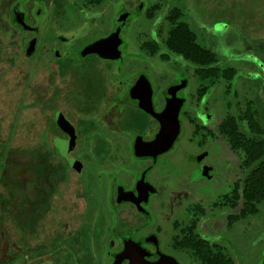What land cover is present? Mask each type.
<instances>
[{"label":"flooded vegetation","instance_id":"1","mask_svg":"<svg viewBox=\"0 0 264 264\" xmlns=\"http://www.w3.org/2000/svg\"><path fill=\"white\" fill-rule=\"evenodd\" d=\"M96 1L0 0V66L6 59L13 65L25 64L36 80L32 107L40 109L44 128L40 132L42 141L33 148L36 155H47L51 177L46 189H41L46 194L41 199L49 201V209L31 212L38 197H23L21 182L22 151L28 148L9 146L10 152L15 151L18 166L17 191L12 197L0 186V193L5 194L0 199V230L8 219H14L16 242L23 241L29 254L37 253L30 259L31 264H75L71 255H66L63 262L57 260V251H66L69 244L77 242L84 250L79 256L84 264H264V234L256 232L248 242L245 232L247 218L257 216L264 202L261 188L254 196L247 195V186L253 183L250 176L257 166L249 164L246 151L233 146L229 133L222 131L235 118L242 132L252 136L255 133L249 122L262 121V112L256 96L243 105L237 103L235 115L223 116L216 101L223 86L224 99L231 94L235 79L226 82L221 74L234 69L226 65L231 60L227 52L234 46H219L225 57L217 62L219 77H215L216 70L209 68L202 79L198 68L178 53V23H186L195 32L183 17L178 20L177 8L163 19L167 29L161 26L152 37V30L136 36L135 51L134 38L129 34L138 8L124 9L111 33L81 49L61 51L60 46H73L76 36L60 29L56 30L54 42L41 45L48 21L57 26L71 11L73 16L82 17L83 27L89 23L87 18L109 4L107 0L100 4ZM161 10L160 4L147 11L143 4L139 8L152 21ZM188 13L203 31L215 34L214 25L202 23L193 12ZM118 30L117 50L112 41L95 52L86 51ZM197 43L200 44L198 37ZM7 49L14 51L9 57ZM37 53L43 65L33 69L27 61ZM253 59L245 62L257 74L259 58ZM40 70L47 71L45 86L39 84ZM194 80L199 81L195 95L191 91ZM188 91L189 97L184 95ZM189 98L194 102L193 118L188 116ZM169 105H174L177 120L180 108V134L177 128L174 142L165 149L155 144ZM226 107L230 110V103ZM184 117L192 127L191 143L200 151L186 155L183 168L178 170V141L185 132ZM219 139L227 142L228 148H224L229 150L224 152L229 158L222 167L231 187L224 193L223 176L208 162L209 148L218 145ZM92 171L95 180L88 183L84 177ZM68 186L76 188L75 198L85 205L84 211L78 213L80 223L70 233L66 232L69 224H64L61 229L65 234L52 233L41 239L42 220L54 212L53 202L61 198L60 188ZM69 203L75 204L73 200ZM90 210L97 218L89 222L91 226L84 222ZM7 242L0 241L1 264L14 263L22 256L21 244L16 243L17 250L11 253L12 239Z\"/></svg>","mask_w":264,"mask_h":264},{"label":"rangeland","instance_id":"2","mask_svg":"<svg viewBox=\"0 0 264 264\" xmlns=\"http://www.w3.org/2000/svg\"><path fill=\"white\" fill-rule=\"evenodd\" d=\"M107 2L109 4L105 6L103 10H99L92 17L87 18L89 23L83 27H80L83 22L82 17L73 16L71 11L68 13L65 20L60 21L57 26H53L51 21H48V25H46L42 31L43 37L41 45H48L54 42L56 30L60 29L76 36L74 41L75 44L73 46H60L61 51L81 49L88 43L111 33V31L115 29L114 27L117 25L118 21L121 20L124 9L132 10L133 8H138L137 10L135 9L136 16L134 15L135 18L131 23V32L129 34L131 39L134 38L132 47L135 51L138 48L136 36L143 32H149L150 34V30H152L153 33L150 36L152 37L156 36V32L159 31L161 26L167 29L168 23L163 19L170 10L177 8L183 12V20L186 21L197 34L200 45L216 53L218 59L223 60L225 58L220 54V45L224 47L230 45L234 46L231 50H228V52L226 50L227 48H225L227 54L231 57V60L228 61L226 65L236 69L237 76L232 82L231 94L225 97V99L222 95L225 87L223 86V88L221 87V89L218 90L219 94L216 96V101L220 113L223 116L227 114L235 115L237 114L235 109L237 103L243 105L248 99H253L254 96H256L257 105L262 112V122L264 123V50L261 49L263 46L262 44H264V0H107ZM142 4L145 6L146 11L154 4H160L162 10L152 21L147 19L145 15L143 16L142 12H139V8ZM188 12H193L197 15L202 23L214 25L215 34H207L203 31L202 27L198 22L193 20L192 15ZM139 16L143 17L138 19ZM160 18H162L163 21ZM13 53L14 51L12 49H7L8 57ZM254 56H257L259 58L257 62H260V70L257 71V74L254 73L255 71L253 72L252 67L248 64L249 62L246 63L247 60L254 61ZM41 57L42 56L37 53L27 62L33 69L35 67H41L43 65ZM20 60L23 61L21 57ZM2 64V68L0 66V151L5 150V148L8 150L9 146L15 149L33 148L42 141L40 132L44 128L42 120L43 115L40 109L32 107L34 96L33 85L36 80L29 74L28 67L25 64L18 63L13 65L10 59L3 60ZM3 69H5V72ZM37 75L40 80V86H45L47 71L40 70ZM198 86L199 81L194 80L191 87L192 94L195 95ZM234 93H238V96L236 97ZM188 94H190L189 91L184 95L189 97ZM191 103L194 104L192 98H189V103L187 105L189 111L188 116L193 118L194 110L193 107L191 108ZM227 103H230V110L226 107ZM35 104H37V102H35ZM183 123L185 132L181 135L180 141H178V170H181V167L183 168L186 155L189 153H198L200 151L195 144L191 143L192 127L188 125V121L185 117ZM227 146L228 144L224 139H219L218 145L215 143L209 148L210 155L208 162L215 166L217 173L220 172L223 176L222 193L227 192L231 187V182H228L225 177L228 173L225 171L226 169L224 170L222 167V165L226 163V159L229 158L224 155V152L229 153V150L225 149L228 148ZM94 177L95 174L94 171H92L88 174V177L86 175L84 178H87L88 183H93L95 180ZM75 189L76 188L72 186L60 188L61 198L53 202L54 212L48 213L39 226L41 239L47 238L48 235L50 236L52 233H54V235L60 233L65 234L66 232L70 233L72 229L74 230L80 223L78 213L84 211L85 205L83 200L75 198ZM0 191H3L2 187H0ZM69 200H73L75 204L69 203ZM93 217L94 212L90 210L88 215L85 216V225L88 224L91 226L89 222H93L92 219H94V221L97 219ZM64 224H69V231L63 232L61 228ZM58 227L61 230H58ZM16 230L17 227L12 218L8 219L3 229L0 230L1 244L2 242L3 244H8L7 241L12 239L13 245L12 243L9 244V251L11 253L17 250V247L14 246L17 243L16 239H18ZM259 231H262L264 234V202L260 206L258 215L247 218L246 220L245 232L247 241L249 242L251 235ZM4 232L6 234H4ZM84 238L85 237L82 235L81 240L83 241ZM30 243L34 242L31 240ZM17 244H21L22 253L20 255L22 256L13 264H31L30 259L37 255V253L30 252L31 254H29L23 241ZM55 244L57 245V243ZM60 246L59 243L57 247ZM250 250L251 248L248 245L247 251L249 252ZM57 252H59L57 254V260L59 261L63 262L66 255H71L75 264H84L79 261V256L84 250L78 242L74 243V245L69 244V248L66 251L58 249ZM4 254L5 252L2 251L1 256L3 257ZM45 259L44 261H46ZM7 263L8 262H5L4 264ZM71 263L73 264V262Z\"/></svg>","mask_w":264,"mask_h":264},{"label":"trees","instance_id":"3","mask_svg":"<svg viewBox=\"0 0 264 264\" xmlns=\"http://www.w3.org/2000/svg\"><path fill=\"white\" fill-rule=\"evenodd\" d=\"M102 1L103 0H98L96 3L100 4ZM182 13V11L178 10V20L183 17ZM262 45L261 49L264 50V44ZM178 53L198 68V72L202 79L207 77L209 68H211L212 71L216 70L215 77H219L220 74L217 69V54L198 44L196 33H193L190 27L184 22L178 23ZM236 74L237 73L234 69H227L222 72L221 77L226 82H232L235 79ZM249 125L255 133L252 136L242 132L240 125L235 118H231L222 131L229 133L233 146L238 148L241 147L246 151L249 158V164L257 166V170H255L250 176V180L253 181V183L250 186H247V195L254 196L255 191L261 188L263 190L262 198L264 199V123L262 121H254L252 124L249 122ZM22 152V195L23 197H38V203L34 204V209L32 208L31 212H45L50 207L49 201L41 199V197H45L46 195L41 189H46L47 182L51 178L48 174L49 163L47 161V155H36V148H28ZM36 157L38 158V161L34 162ZM34 163H38L37 167L33 166ZM17 173L18 166L15 160V151L13 150L10 152L9 150H6V148L3 151L1 150L0 186L5 187L6 194L8 192L12 197L16 195L17 191ZM33 189H37L38 192L36 193ZM4 196L5 194L0 193V199ZM29 220L31 221V219ZM12 263V261H9L7 264Z\"/></svg>","mask_w":264,"mask_h":264},{"label":"water","instance_id":"4","mask_svg":"<svg viewBox=\"0 0 264 264\" xmlns=\"http://www.w3.org/2000/svg\"><path fill=\"white\" fill-rule=\"evenodd\" d=\"M119 32L120 30L117 31V33L113 34L110 39L106 40V41H102L90 48H88L86 51H90V52H95L97 51V48L101 45L104 46H109L111 45V42L114 41L113 43H115V50H117V46L119 45ZM171 107H169L166 111V113L162 116L163 119L162 120V124H163V128L161 131V135L159 137V139H157V143L155 144L157 145H161V148L164 146L165 149H168L172 143L175 140V135L177 134V128H178V134H180V120H179V112H180V108L178 109V120H177V113L175 111V108H173L174 105H169Z\"/></svg>","mask_w":264,"mask_h":264}]
</instances>
